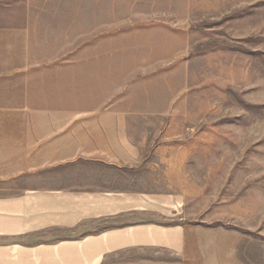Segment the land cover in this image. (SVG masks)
Here are the masks:
<instances>
[{
    "label": "rangeland",
    "instance_id": "374dc122",
    "mask_svg": "<svg viewBox=\"0 0 264 264\" xmlns=\"http://www.w3.org/2000/svg\"><path fill=\"white\" fill-rule=\"evenodd\" d=\"M0 118L144 150L180 194L182 255L105 264H264V0H0Z\"/></svg>",
    "mask_w": 264,
    "mask_h": 264
},
{
    "label": "crops",
    "instance_id": "0c3cea01",
    "mask_svg": "<svg viewBox=\"0 0 264 264\" xmlns=\"http://www.w3.org/2000/svg\"><path fill=\"white\" fill-rule=\"evenodd\" d=\"M71 140L61 126L45 136L0 131V264H105L121 253L147 251L182 255L181 196L165 191V176L151 170L157 164L137 159L144 150L71 147Z\"/></svg>",
    "mask_w": 264,
    "mask_h": 264
}]
</instances>
